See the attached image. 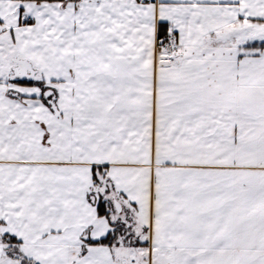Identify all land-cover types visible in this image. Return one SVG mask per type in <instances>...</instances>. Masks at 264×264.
Returning <instances> with one entry per match:
<instances>
[{
    "label": "snow or ice",
    "instance_id": "1",
    "mask_svg": "<svg viewBox=\"0 0 264 264\" xmlns=\"http://www.w3.org/2000/svg\"><path fill=\"white\" fill-rule=\"evenodd\" d=\"M0 264H264V0H0Z\"/></svg>",
    "mask_w": 264,
    "mask_h": 264
}]
</instances>
